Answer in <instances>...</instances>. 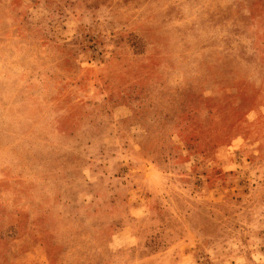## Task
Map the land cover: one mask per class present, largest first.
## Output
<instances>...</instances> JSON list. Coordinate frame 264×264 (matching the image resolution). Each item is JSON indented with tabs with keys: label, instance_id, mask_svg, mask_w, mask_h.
<instances>
[{
	"label": "rangeland",
	"instance_id": "obj_1",
	"mask_svg": "<svg viewBox=\"0 0 264 264\" xmlns=\"http://www.w3.org/2000/svg\"><path fill=\"white\" fill-rule=\"evenodd\" d=\"M0 264H264V0H0Z\"/></svg>",
	"mask_w": 264,
	"mask_h": 264
}]
</instances>
